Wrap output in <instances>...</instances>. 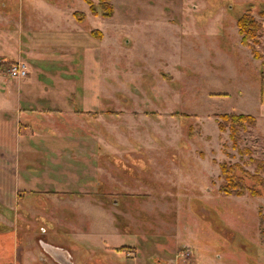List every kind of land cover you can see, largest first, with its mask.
I'll return each instance as SVG.
<instances>
[{
  "label": "rangeland",
  "instance_id": "rangeland-1",
  "mask_svg": "<svg viewBox=\"0 0 264 264\" xmlns=\"http://www.w3.org/2000/svg\"><path fill=\"white\" fill-rule=\"evenodd\" d=\"M90 1L101 9V0ZM5 2L11 21L0 39L17 47L27 30L75 34L71 54L88 59L79 61V87L94 91L92 108L79 112L72 201L35 185L17 203L8 246L19 257L38 254L27 264H58L39 237L68 248L74 264H264L263 187L253 196L220 190L222 161L264 181V0H108L110 17L93 15L87 0ZM34 3L44 17L32 28L20 13ZM248 9L263 27L260 59L237 26ZM15 62L0 58L7 71ZM45 63L38 66L48 73ZM222 113L256 117L241 131L240 147L250 153L220 131ZM67 152L73 158L63 153L56 189L76 173ZM237 174L255 187L249 174Z\"/></svg>",
  "mask_w": 264,
  "mask_h": 264
},
{
  "label": "crops",
  "instance_id": "crops-1",
  "mask_svg": "<svg viewBox=\"0 0 264 264\" xmlns=\"http://www.w3.org/2000/svg\"><path fill=\"white\" fill-rule=\"evenodd\" d=\"M7 6V2L0 5L2 29L7 28L11 21V14L5 8ZM20 14L23 21L26 16V24L32 28L41 16L44 17L43 10L37 9L36 5L32 9L22 10ZM47 29L53 31L55 26ZM30 33L35 35L30 37ZM38 34L36 29L27 30L25 39L17 40V47L15 40L0 39V58L22 61L28 66L27 76L14 78L0 64V226L4 229L0 239L7 242L0 246V262L11 264H22L21 260L27 264V261L38 256L30 250L19 257L18 247L10 243L14 238L10 231L15 220L14 211L23 194L37 190L35 185H40V191L50 192V195L53 193L52 196L67 194V201L70 202L73 192L77 191L72 184H76L78 176L75 169L79 112L83 115L90 105L92 108L94 95L92 88L83 87V84L79 87V61L85 63L88 59L87 55L81 54L78 58L79 55L71 54L72 51L77 52L78 37L74 34L67 38V34L61 33L63 38L57 34V39L52 33L48 38ZM57 43H64L62 48L70 54L59 52L62 49ZM40 62L45 65L49 63L47 68L51 71L46 73L38 66ZM66 66L68 68L63 70ZM83 70L81 77L85 81ZM41 75H45L49 83L37 81L35 77ZM69 149L73 150L76 158L72 163L73 168L66 166L76 173L67 172L64 188L61 184L56 189V175L57 171L61 172L63 153L67 159L73 158L67 152ZM135 264L144 263L135 258Z\"/></svg>",
  "mask_w": 264,
  "mask_h": 264
},
{
  "label": "trees",
  "instance_id": "trees-1",
  "mask_svg": "<svg viewBox=\"0 0 264 264\" xmlns=\"http://www.w3.org/2000/svg\"><path fill=\"white\" fill-rule=\"evenodd\" d=\"M100 2L101 9H98L90 0H87L91 13L93 15H99L101 10L105 17L112 16L114 8L108 3V0H101ZM260 14L264 15V9L260 11ZM237 26L242 37V43L251 48L252 55L255 58H262V53L256 49L255 45L260 43V36L262 35L263 27L261 22L255 18L250 9L237 19ZM220 118L221 119L218 120L219 129L222 132L229 131L232 146L238 148L241 153H250L251 150L249 148L240 147L241 131L248 126H255L257 124L256 117L244 113H222L220 114ZM260 163L264 166V162ZM238 169L242 170L247 175H250L249 178L255 182V187L247 184L245 176H239L237 174ZM220 174L224 179V183L220 186V190L227 195L240 196L245 195L246 193H249L252 196L260 195L261 190L256 189V187L259 185L264 189V181L259 174H250L237 163L225 161L220 162ZM120 248L123 249L124 246Z\"/></svg>",
  "mask_w": 264,
  "mask_h": 264
},
{
  "label": "water",
  "instance_id": "water-1",
  "mask_svg": "<svg viewBox=\"0 0 264 264\" xmlns=\"http://www.w3.org/2000/svg\"><path fill=\"white\" fill-rule=\"evenodd\" d=\"M39 243L41 248L58 264H74L72 254L68 248L55 245L42 238Z\"/></svg>",
  "mask_w": 264,
  "mask_h": 264
},
{
  "label": "built area",
  "instance_id": "built-area-1",
  "mask_svg": "<svg viewBox=\"0 0 264 264\" xmlns=\"http://www.w3.org/2000/svg\"><path fill=\"white\" fill-rule=\"evenodd\" d=\"M11 77L23 78L28 74V66L22 61L15 62L8 70Z\"/></svg>",
  "mask_w": 264,
  "mask_h": 264
},
{
  "label": "flooded vegetation",
  "instance_id": "flooded-vegetation-1",
  "mask_svg": "<svg viewBox=\"0 0 264 264\" xmlns=\"http://www.w3.org/2000/svg\"><path fill=\"white\" fill-rule=\"evenodd\" d=\"M0 264H11V263H9V262H4V261H2V262H0Z\"/></svg>",
  "mask_w": 264,
  "mask_h": 264
}]
</instances>
